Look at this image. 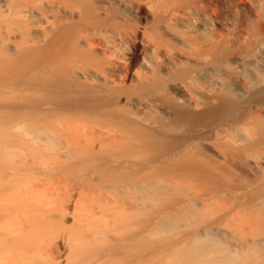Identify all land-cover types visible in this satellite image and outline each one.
Instances as JSON below:
<instances>
[{"label": "bare ground", "instance_id": "6f19581e", "mask_svg": "<svg viewBox=\"0 0 264 264\" xmlns=\"http://www.w3.org/2000/svg\"><path fill=\"white\" fill-rule=\"evenodd\" d=\"M55 90L103 105L52 97L16 124L37 132L7 147L23 162L0 178V264H113V231L147 264L143 215L162 185L181 198L154 219L192 210L190 245L227 234L264 264V0H0L2 107ZM214 243L190 247L193 263L223 264Z\"/></svg>", "mask_w": 264, "mask_h": 264}, {"label": "rangeland", "instance_id": "374dc122", "mask_svg": "<svg viewBox=\"0 0 264 264\" xmlns=\"http://www.w3.org/2000/svg\"><path fill=\"white\" fill-rule=\"evenodd\" d=\"M259 24H260V22H259ZM259 24L257 26L259 28H261L260 31L261 30L263 31V27H260L261 24L260 25ZM257 26H256V29L258 28ZM52 92L53 91H50L46 95V97L45 96L44 97L36 96V97H32L31 98L32 100H30V98H29L28 101L26 100L22 104L21 103L18 104L19 105V106L17 105L18 107L17 106H4V107H2L3 105L0 103V178L4 179V176H6L8 173H10L12 171V169H13L12 167L19 166L23 162L22 157L21 158L15 157V155L13 153L7 151V147L13 145L15 142H18L20 144L21 140L24 141V140L28 139L29 137H31V135H29V134H35L36 135L37 131L34 129V127H35L34 125H32V124L31 125H29V124L16 125L21 120V118L24 116L33 117V118L39 117V115L36 114L35 112H33V110L31 111V108H30V106H32L31 104H33L34 102L36 103V101H39V102H37V104L38 103L41 104L44 102H52L54 100L55 105L58 104L60 106H67L68 104L69 105L71 104V106L68 105V107H73L74 105H76L75 108H80L83 106H84V108H86L85 106H87V105H88L87 107H90V105H91V107L103 105V103H101V101H97V100H99V98L95 99L94 97L92 98L88 95L87 96L84 95L82 97L80 96L76 99L75 98L69 99V97L66 98L65 96L60 95V97L62 98L61 99L59 97V94L56 92V90L54 91L56 93L53 92V94H52ZM118 95L119 94H117V96ZM104 96L105 97H112V99H113V93H111V95H109V96L108 95H104ZM104 96H102V97H104ZM117 96L115 95V97H117ZM52 97L54 98L53 100H52ZM48 98L50 100H47ZM2 99L3 98L0 96V101H2ZM87 100H88V102H86ZM94 101H97V102H94ZM59 102H60V104H59ZM173 104H174V102H173ZM126 112H122V113L126 114ZM127 114H128V112H127ZM179 136L181 138L176 136L178 140L174 142L177 145H179V142L182 143L185 141V139H187L186 138L187 136L186 137L181 136V135H179ZM53 137H55V136H53ZM51 138H49L50 140H48L46 142H41L40 144H42L45 151L46 150L49 152L51 151V154H52V152H54L52 155V158H53L54 155H56L55 152H58V150L62 149V145H61L62 143H61L60 138L58 140L56 139V137L53 139H51ZM12 141H14V142L11 144ZM34 148H35V145L31 144V150H34ZM169 148L170 147H168L167 149H169ZM47 151H46V153H47ZM111 154L114 156L113 158H115V156L116 157L120 156V152H118V151L113 152V150H112ZM102 157L103 156H99L98 158L94 159V163H95L94 167H98L99 162L102 159ZM151 157H152V155H151ZM50 158H51V156H50ZM119 158H115L114 160L119 159ZM51 161L55 162L54 159H49L48 162L52 163ZM55 165H57V164H55ZM58 168H59V171L65 172V173H74L75 172L73 167H72V162L66 158H64L63 161L58 165ZM124 176H125L124 173L116 172L113 176V180H114V182H116L118 184L122 183V181L124 180ZM2 179H0V189H1V183H2L1 180ZM163 186L164 185H162L160 187L161 189H159V191L156 187L155 188L153 186L149 187V200H148L149 202L146 206V209H145L144 215H143L144 218L146 219L145 220L146 221L145 222L146 227L148 228V232H147L145 243H144V249H143L147 264H187L188 262H189L188 264H190V263L192 264L193 260H194V259L191 260L192 255L194 256L199 248L203 251H206V250L208 251V249L212 246L211 244H213L214 242L217 244L218 248H220V250H222V255L224 257H226V258H224L222 256L223 259H226V260L228 259L227 261H229V262H227L226 260H224L223 264H251L252 257H253V255L251 253L254 252L255 248H253L251 250L253 252H251L250 250H244L242 245L237 244L238 243L237 240H235L230 235L228 236L227 234H225V235L221 234L220 235L221 238H219L218 241L216 240L218 243L213 239V237L204 238V239L203 238L202 239H196V244L195 243H193V244L198 246L199 248L197 247L198 249H197V251L195 250V253L193 250L191 252V248L192 249H194V247L196 248V246L190 245L191 244L190 242L193 241L195 238H192V237L189 238V234H190V232L192 230V226H193L191 222H192V220L194 221V215L192 213L193 212L192 210L191 211L184 210L183 213H176L178 215L180 214L178 217H175V216H177L176 214H173L174 216L170 215V217H169V215L165 216L169 220L165 219V217L159 221L154 219L156 214H158V212H160L165 206L167 207V206H170L171 204H175L181 198V196L178 194V192H176L175 190L174 191L173 190L167 191ZM162 189H164V190H162ZM174 192H175V194H174ZM178 196H180V197H178ZM54 203H56V202H54ZM186 212H188L187 216L185 214ZM171 217H172V219H171ZM184 217H186V223H185ZM53 218H51V220ZM57 218H58V221L60 220V222H62L58 216L56 217V215L52 221L56 220ZM67 218H68V221L66 219L65 221H67V222L65 223V221H64V224L70 230L69 233H72L73 237H75V236H77V233L75 230H73V228H74L73 216L69 215ZM181 218H182V220H179ZM191 218H193V219L189 220ZM139 222L140 221H138V220H134L133 222H130V224L132 225L133 228L138 229ZM175 224H177V225H175ZM205 225H207V224H205ZM68 229H67V231H69ZM212 240H213V242H212ZM130 242H131L130 240L126 242L122 238H119L118 233L113 231V244H111V246L113 247V264H136L137 263V256L140 254V252H142V250H140L141 247L139 245L138 240L132 241L131 243ZM111 246H110V248H112ZM192 246H194V247H192ZM222 246H224V247H222ZM83 248H85V247H83ZM189 248H190V250H187ZM201 250H199V251L201 252ZM189 251L191 252V254H188ZM199 251L197 253H199ZM88 252L89 251H87V253ZM87 253L85 255V258L86 257L91 258V261H93V260L95 261L96 254H93L95 252H92L93 255L89 252L91 256H89V253L88 254ZM189 255H191V256H189ZM197 255H200V254H197ZM187 257H188V259H190V261L185 259ZM182 258H183V260H181ZM61 260H62V262L61 261L60 262L62 264H66L65 259H61ZM184 260H186L188 262L186 263V261H184ZM63 261H65V262H63ZM183 261L185 263H183ZM36 262L34 260L35 264H40V263H38L39 261L37 263ZM28 263H30V262H28ZM31 263H32V260H31ZM41 264H45V263L42 262ZM193 264H195V262Z\"/></svg>", "mask_w": 264, "mask_h": 264}]
</instances>
